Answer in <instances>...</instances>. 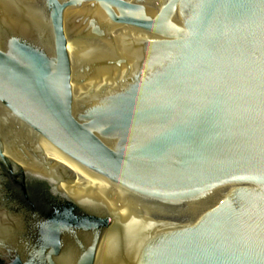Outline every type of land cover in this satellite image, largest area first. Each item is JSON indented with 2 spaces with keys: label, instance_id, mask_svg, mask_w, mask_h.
<instances>
[{
  "label": "water",
  "instance_id": "1",
  "mask_svg": "<svg viewBox=\"0 0 264 264\" xmlns=\"http://www.w3.org/2000/svg\"><path fill=\"white\" fill-rule=\"evenodd\" d=\"M0 264H264V0H0Z\"/></svg>",
  "mask_w": 264,
  "mask_h": 264
}]
</instances>
